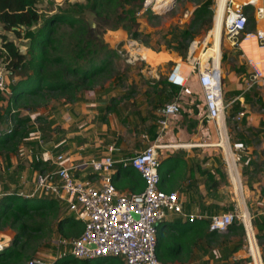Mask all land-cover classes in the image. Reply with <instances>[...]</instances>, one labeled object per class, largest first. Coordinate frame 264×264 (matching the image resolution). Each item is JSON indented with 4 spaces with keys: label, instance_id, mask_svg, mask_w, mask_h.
<instances>
[{
    "label": "trees",
    "instance_id": "16d2710c",
    "mask_svg": "<svg viewBox=\"0 0 264 264\" xmlns=\"http://www.w3.org/2000/svg\"><path fill=\"white\" fill-rule=\"evenodd\" d=\"M145 1H75L68 2L64 8L61 7L59 13L47 15L38 9L40 0H0V25L4 30L0 32V64L2 61L7 64V76L13 79L12 82L7 80L9 93L0 90L2 164H10L12 154L18 151L25 138L35 130L31 128V118L26 114L32 117L34 123L44 126L49 123L44 110L50 106L54 107L53 104L62 101L76 103L87 99L98 91L97 85H101L100 90H104L102 83L111 76L114 60L121 58L118 49L110 46L104 34L107 30L122 29L139 43L143 33L140 31L138 12L143 8ZM221 1L225 4L227 0ZM213 9L212 1L202 3L193 10L190 25L181 32V38L178 40L177 49L182 56L186 55L189 41L196 31L207 27L203 31V34H206L212 28ZM150 13L154 12L149 11ZM249 20L254 22V17H250ZM5 31L13 32L18 38L24 37L28 42L27 50L22 51ZM22 32L25 33L22 35ZM145 36L148 37L150 34ZM141 42L156 51L157 47L150 41L142 38ZM212 45L214 46V43ZM235 52L231 50L229 54L228 51H224L222 61H228ZM217 55L220 56V52L214 54L211 51L208 56L206 53L205 58ZM248 68L245 64L238 66L232 63L229 71H234L241 81H245L251 73L249 65ZM118 81L120 79L117 83ZM153 88L157 94L165 95L167 100L179 98L182 90L167 78L153 83ZM168 89L170 95L167 93ZM120 97L125 98V95ZM231 110L233 112L230 116L236 113L234 107ZM230 118L227 119L229 125ZM37 142L38 138H35L30 145L39 146ZM167 159L160 161L159 172L167 164ZM32 164L35 169L43 171L46 162L39 157H33ZM125 170L123 176H132L129 179L131 185L129 189L142 191L145 183L140 173L130 166ZM118 171L114 181L122 172L120 169ZM262 194L264 195V190ZM64 207L65 202L49 193L34 196L9 191L1 193L0 238H3L7 230L15 233L9 244H3L5 241L0 240L2 244L0 264H26L38 256L44 241L50 240L53 234L67 239L79 237L84 231V222L73 213L61 216ZM238 222L235 221L227 231L237 232L240 237L245 238L246 243L245 225ZM252 224L258 242L264 241V216L253 219ZM209 225V220L196 218L180 226H174L175 231L168 232L163 222L160 223L157 231V257L162 262H188V259L177 257L179 251H193L203 240H207L210 245L218 236L221 237L222 232L210 231ZM225 237L228 238L229 235ZM242 246L243 243L236 244L231 251L239 250ZM249 261H251L249 257L228 259L226 264H246ZM52 264H125V261L118 256L80 259L72 254H66L55 258Z\"/></svg>",
    "mask_w": 264,
    "mask_h": 264
},
{
    "label": "crops",
    "instance_id": "0c3cea01",
    "mask_svg": "<svg viewBox=\"0 0 264 264\" xmlns=\"http://www.w3.org/2000/svg\"><path fill=\"white\" fill-rule=\"evenodd\" d=\"M221 31L223 33L224 30L221 28ZM205 55L206 53L204 61ZM181 60L179 58L176 61ZM187 67H183V70L190 78L194 67L192 65L190 68ZM157 77L161 80L158 73ZM229 77L232 80L231 84L227 83ZM196 78L193 80L191 77V81H195L202 92L199 77ZM227 81L224 90L226 89V95L231 101L243 93L244 87L240 88L241 80L234 71H230ZM187 87L188 85L181 88L180 95ZM167 93L170 95V89ZM192 93L186 97L183 94L181 97L179 95L181 113L172 116L164 135L166 139L164 136L160 138V143L163 144V147L158 150L160 161L168 158L166 169L163 170V167L160 170V187L167 192L177 191L184 208V213L173 214L162 221L164 226L168 232H174V226L190 221L191 215L210 220L213 215L228 211L238 215L245 214L247 221L249 217L253 220L264 216V195L262 194L264 190V108L257 109L252 106L254 98L264 101V88L255 87L246 93L249 97L245 95L246 107L242 120L236 117L243 109V105L240 101H236L226 109L223 123L206 117L204 92L202 96L196 92ZM120 100V95H114L112 90L97 91L95 95L76 103L62 101L59 104H53L54 107L50 106L46 110L45 114L49 123L44 126L34 123L31 118V128L36 127L30 134L33 138H27L21 144L26 145L25 155L22 154V157L25 156L23 157L25 162H21V153L18 154V152L11 160L12 167L18 166L19 169H23L22 176L18 184L7 183L4 180L1 185L0 182V186L6 184L0 188V194L5 191L20 194L33 193L36 179L29 191L27 187L30 185L29 182H34V178L27 181L29 175H25L30 174V169H32L31 172H40L33 167V157H39L46 162L44 167L42 166L43 171H53L56 167L52 162L55 156L64 154L68 159L67 163L77 166L73 170L76 177L88 180L92 176L90 169L81 164L95 156L107 154L110 144L115 145V158L123 159L142 151L153 143L158 136L157 118L164 106L160 108L152 105L154 108H151L149 118L144 120L146 116L143 108L149 104L146 99H139L137 104L127 102L129 107L127 110ZM233 107H236V113L230 116ZM229 117H231L230 125L227 122ZM223 130L226 131L229 140L225 145L227 150L218 145L222 139ZM47 131L50 134L47 135ZM39 135L42 145H30L31 141ZM227 151L235 161V166L237 165L236 172L231 169ZM87 154L90 155L88 159L84 158ZM119 169L122 172L119 173L115 184L118 189L125 191L126 188L121 185H125V180L131 179L132 176H123L127 167L118 166L116 173ZM1 178L5 179L6 174ZM130 187L131 185H128L126 191H129ZM249 229L251 238L249 252L260 262L250 226ZM225 235L229 237L226 238ZM221 237L225 240L218 245L214 242L209 245L207 240H203L198 248L193 251H179L177 257L188 259V262L196 259L191 264H226L228 259L247 258L245 238L234 231L222 232ZM239 243H243V246L232 252L231 250ZM188 262L176 264H190Z\"/></svg>",
    "mask_w": 264,
    "mask_h": 264
},
{
    "label": "built area",
    "instance_id": "2783aa9c",
    "mask_svg": "<svg viewBox=\"0 0 264 264\" xmlns=\"http://www.w3.org/2000/svg\"><path fill=\"white\" fill-rule=\"evenodd\" d=\"M158 1L146 0L138 15L149 10L160 12L177 0H165L164 7H157L158 4H163ZM251 8L256 12L255 29L256 23L262 22L263 26L261 28L258 25L257 30L248 31V9ZM224 18L225 33L229 39H233V44L240 41L239 45L246 54L251 73L246 80L243 93L225 102L221 56L209 58L206 65L199 68V81L204 92L207 110L206 117L217 122L222 121V123L226 109L236 101H240L243 105V109L236 117L242 120L245 115L246 93L255 87L264 88V0H246L245 2L227 0ZM245 42H249L247 47L249 49H253L251 46L255 43L259 51L250 55L244 47ZM136 45L131 43L129 46L125 45L124 49L118 50L120 56L125 57L128 63L147 60L146 55H140L134 48ZM182 64H184L182 61H176L168 75L169 82L181 88L187 85L189 79V75L184 73ZM0 90L9 93L7 79L2 71H0ZM180 113L181 105L178 98L166 103L157 118L158 136L142 151L117 159L114 156L115 145L110 144L107 154L95 156L81 164L90 169L92 175L90 179H78L73 172L77 166L70 165L67 163V157L59 154L52 161L56 166L53 171H41L38 174L33 193H22L25 196L49 193L61 202H65L69 212L84 222L85 228L79 237L62 240L67 249L63 255L72 254L80 259L118 256L124 259L125 264H176L162 262L156 254L158 225L173 214L184 213L179 193L167 192L160 187L158 150L163 147L160 138L169 127L170 117ZM37 138L38 144L42 145L40 135ZM118 166L124 168L130 166L138 171L145 183V188L142 191L118 189L114 181ZM189 218L194 220L199 217L191 215ZM235 221L245 225L247 250L250 245L249 226L260 248L252 219L249 217L247 221L245 214L238 215L232 211L215 214L209 220V229L225 232ZM248 256L252 261L249 251ZM26 264L52 263L32 259Z\"/></svg>",
    "mask_w": 264,
    "mask_h": 264
},
{
    "label": "rangeland",
    "instance_id": "374dc122",
    "mask_svg": "<svg viewBox=\"0 0 264 264\" xmlns=\"http://www.w3.org/2000/svg\"><path fill=\"white\" fill-rule=\"evenodd\" d=\"M75 1H84V0H40V3L38 4V9L40 12H43L47 15L54 14L56 12L61 11V7L64 8L68 2H75ZM214 3V9H213V17L214 20L212 19V28L207 31L206 34H203V31L206 30L204 28L203 30L196 31L194 33L193 38L189 41V46L188 50L186 52L185 56H182L180 52L178 51V40L181 38V32L185 29H188L192 17H193V10L195 7L201 5L202 3L205 2H212ZM246 0H243L242 2H245ZM226 4V3H225ZM225 4L221 0H192L190 2H184L182 0H177L173 2L169 7L166 9L160 11V12H155L150 13L149 10L144 12L143 14L138 15V20L141 23L140 31L143 33L142 36H140V40L142 41V38L146 41H150L152 44H154L157 48L156 51L152 50L148 44H141L139 40V43L134 40L133 38L130 37L129 33L125 30L118 29V30H107L104 34V37L106 41L110 44L112 48L115 49H124L125 45H130L131 43L137 44L134 48L140 53V55H145L147 54V60H138L135 63H128L126 61L125 57L117 58L114 60V64L112 65V74L109 76L102 84H104V90H100L101 85H97L96 89L98 91H110L112 90V93L116 96H121L125 95V98H122L120 101L123 102V107L125 110L129 109L128 103H134L137 104L139 99L143 100L146 99L147 104L143 108L144 115V120H147L149 118V114L151 113V108L154 107H162L166 103L172 101V99L167 100V97L163 94H157L156 91L153 88V81H158L157 73L160 76V79L162 78H168V75L171 73L175 66V62L177 59L181 58L183 62H185L184 65H187V68H190L191 65L194 67L192 71V76H190L189 81H188V87L185 91L181 93L183 96H188L191 92H196L199 93V95L202 96V92L200 88L198 87V84L194 81H191V77L193 80H196V77H199V68L204 67V54H208L213 51L214 54L216 52H220L221 56V63H222V69H223V75H224V83L227 81V76L230 74L229 68L231 67L232 63H236V65H247L248 68V60L246 57V54L240 47V41L237 43H232L233 39H229L228 35L225 33V29L222 33L221 31V26L218 23V7L219 6H224ZM248 16L249 19L250 17H254V22L249 20V25L247 27L248 31H253L257 30V26L259 24L256 23V29L254 26L255 19H256V12L254 9H248ZM254 26V27H253ZM260 27V26H259ZM4 31L0 25V32ZM9 38L11 40H14L17 45L20 47L22 51L27 50V40H25L24 37L18 38L13 32H8L5 31ZM25 32H22V35ZM150 34V36L146 37L145 35ZM133 41H130V40ZM222 40V41H221ZM130 41V42H129ZM136 41V42H135ZM214 43V46L212 45ZM251 47L253 49L247 48V53L250 55H253L255 52H258L259 49H257V45L255 43H252ZM134 45V44H133ZM148 45V46H147ZM248 45V44H247ZM217 46V47H216ZM246 46V43L244 47ZM255 46V48H254ZM0 47H1V39H0ZM234 50L236 51L234 55H231V58L223 62V52L228 51L230 54V51ZM119 53V51H118ZM120 55V54H119ZM219 55L215 56L220 57ZM209 59H205V62L208 61ZM183 65V64H182ZM183 67H186L184 66ZM7 64L2 61L0 64V71H2L6 77V79L10 82L13 81V79L10 77L8 78V70L6 68ZM249 69V68H248ZM120 79V81L117 80ZM7 81V84H8ZM117 83V84H115ZM228 84L232 83L231 78L229 77ZM241 87H244L246 80L241 81ZM229 88H231L229 86ZM146 90L149 92L147 93ZM203 90V89H202ZM260 89H258L259 91ZM224 99L225 102H228L230 97L226 95V89L224 90ZM192 93V94H193ZM255 93V92H253ZM180 95V97H181ZM248 95H246L247 97ZM249 97V96H248ZM103 99V97H99ZM204 100V99H203ZM133 101V102H131ZM263 101V100H262ZM256 98H254L252 102V106L257 108V109H263L264 108V101L262 102ZM153 105V106H152ZM153 107V108H154ZM237 110H239V106L236 104ZM236 107L235 110H236ZM47 110V109H46ZM44 110V111H46ZM143 113V112H142ZM29 118H32L29 114H26ZM172 117H170L171 120ZM228 119V118H227ZM170 120H169V125H170ZM236 122V121H235ZM48 126V125H47ZM36 127H33L35 129ZM226 130V128H225ZM167 131V130H166ZM165 131V133H166ZM46 134V133H45ZM50 134L49 131H47V135ZM165 135V134H164ZM165 137V136H164ZM31 139L33 136L29 135V137H26L25 139ZM166 139V137H165ZM38 144V142H37ZM39 145V144H38ZM24 147V148H23ZM230 147V146H229ZM25 150H26V145L23 144L21 147L18 149V154L21 153L20 159L21 162L24 163L25 160L22 157V154L25 155ZM16 152V154H17ZM228 152V151H227ZM230 153H228L229 155ZM13 155L10 157V164H2L1 163V157H0V182L2 185V181L6 180L7 183L9 182H16L18 184L19 179L21 178V172L23 169H19L18 166L12 167L13 164L11 162ZM230 156V155H229ZM84 158L88 159L90 158V155H86ZM90 160V159H89ZM88 160V161H89ZM167 165V164H166ZM166 165H164V169H166ZM32 169H30V174H25L29 175L27 177L28 179H33L34 182H29L30 185L27 187L30 191L31 187L33 186L32 183H35V179L37 180L38 174L41 172H31ZM6 174V178H1ZM36 176V177H35ZM125 179V178H124ZM124 179L122 180V183L124 182ZM6 185V184H4ZM3 186H0V188H3ZM130 185L129 180H125V185H121V187H125L126 190L128 189L127 186ZM18 186V185H16ZM125 190V191H126ZM72 214L69 212V210L64 207L61 213V216L63 215H68ZM57 221H55L56 223ZM15 232L11 230L5 231L4 235L2 236L3 238H0V240L3 239V244L5 243H11L13 234ZM219 237V236H218ZM216 238L214 240L215 245H218L225 239L223 237ZM63 237L53 234L52 238L48 241H44V245L40 248V251L38 253V256L33 258L36 259L38 262L44 261L47 263H52L55 258L62 256L66 251L65 247V242ZM68 240V239H67ZM218 242V243H217ZM217 243V244H216ZM260 250H261V256L264 262V241L260 240ZM214 245V246H215ZM258 249V248H257ZM40 255V256H39ZM246 257L248 256V250L246 247ZM257 257V255H256ZM258 258V257H257ZM259 259V258H258ZM31 260V259H30ZM29 260V261H30ZM196 259H193L190 262L194 263ZM199 260V259H198ZM188 262V263H189ZM251 264H261L258 260L255 258V262Z\"/></svg>",
    "mask_w": 264,
    "mask_h": 264
},
{
    "label": "bare ground",
    "instance_id": "6f19581e",
    "mask_svg": "<svg viewBox=\"0 0 264 264\" xmlns=\"http://www.w3.org/2000/svg\"><path fill=\"white\" fill-rule=\"evenodd\" d=\"M165 0H159L158 1V3H163V4H158V6L157 7H164V4H165V2H164ZM235 1H243V0H235ZM169 2V1H168ZM170 3V2H169ZM224 15H225V7L224 6H219L218 7V23H219V25L222 27V29L224 30V20H225V18H224ZM259 26L262 28V26H263V24H262V22H260V24H259ZM246 43V48L247 47H249L247 44L249 43V42H245ZM245 43H244V45H245ZM145 55L147 56V54L145 53ZM212 58V57H211ZM217 58H219V57H217ZM206 63H207V61L205 62L204 61V63H203V65L205 66L206 65ZM184 65V64H183ZM186 67H187V65H185ZM222 133V132H221ZM223 136H222V139H220V142H219V144L218 145H221V146H223V147H225V149L227 150V148H226V144L229 142V140H228V136H227V134H226V131L225 130H223V134H222ZM227 156H228V161H229V164H230V166H231V169H232V171L233 172H236V166H235V161H233L232 160V158L228 155V152H227ZM253 238H254V241H255V243H256V245H257V248H258V257H259V260H260V263L261 264H264V262H263V259H262V256H261V250H260V248L258 247V244H257V242H256V238H255V236H254V234H253ZM250 246H251V238H250V245L248 246V251L250 250ZM250 253V255L252 256V261L249 263V264H251V263H254L255 262V257H254V255H252L251 254V252H249Z\"/></svg>",
    "mask_w": 264,
    "mask_h": 264
},
{
    "label": "water",
    "instance_id": "95a60500",
    "mask_svg": "<svg viewBox=\"0 0 264 264\" xmlns=\"http://www.w3.org/2000/svg\"><path fill=\"white\" fill-rule=\"evenodd\" d=\"M213 20H214V17H213ZM222 41V40H221Z\"/></svg>",
    "mask_w": 264,
    "mask_h": 264
}]
</instances>
